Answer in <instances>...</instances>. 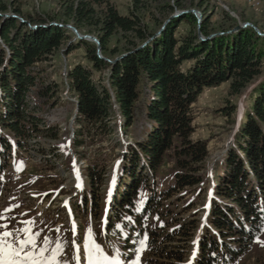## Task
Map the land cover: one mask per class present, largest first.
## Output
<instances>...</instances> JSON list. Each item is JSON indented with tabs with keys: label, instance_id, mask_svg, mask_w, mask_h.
<instances>
[{
	"label": "trees",
	"instance_id": "16d2710c",
	"mask_svg": "<svg viewBox=\"0 0 264 264\" xmlns=\"http://www.w3.org/2000/svg\"><path fill=\"white\" fill-rule=\"evenodd\" d=\"M209 2L133 0L121 13L110 0H61V21H53L24 12L21 0H0V189L9 161L39 149L40 138L61 139L60 127L46 117L61 100L60 83L43 64L84 47L86 63L75 64L64 82L77 109L70 138L76 159L67 153V165L87 159L85 148L117 129L132 138L101 211L102 237L117 240L124 261L135 259L133 250L146 235L139 264H236L250 255L264 227V36L251 25L212 27ZM153 4L160 15L150 24L143 13ZM192 8L202 12L200 22ZM177 10L186 12L171 17ZM52 22L62 26H41ZM65 24L94 35L102 57L92 40L72 43L74 32ZM114 38L125 47L112 46ZM261 77L240 118L233 116L237 104L221 109L235 130L213 167L206 216L180 218L179 207L192 208L202 198L207 203L209 141L194 135V104L226 81L229 94L241 97ZM84 172L91 191L84 200L95 203L106 165L90 162ZM255 262L264 264V243Z\"/></svg>",
	"mask_w": 264,
	"mask_h": 264
},
{
	"label": "rangeland",
	"instance_id": "374dc122",
	"mask_svg": "<svg viewBox=\"0 0 264 264\" xmlns=\"http://www.w3.org/2000/svg\"><path fill=\"white\" fill-rule=\"evenodd\" d=\"M23 11L33 14H41L47 18H53V21H61V0H21ZM117 6L121 13H128L132 6L133 0H110ZM199 1V0H198ZM206 5V13L210 15L211 26L220 29L221 25H234V30L238 25L248 23L254 26L256 31L264 36V0H209ZM158 5H150L146 9L144 19L152 24L154 16L160 15L157 10ZM193 12L202 20V12L196 8H192ZM191 10V11H192ZM178 12V10L176 11ZM174 12V14L176 13ZM172 14V15H174ZM48 25V24H44ZM67 24L64 26L66 27ZM73 31V30H72ZM74 32V31H73ZM83 35H92L87 29L79 31ZM216 33V32H215ZM94 36V35H92ZM78 39L77 35L71 34V42L75 43ZM95 42V41H94ZM112 46L123 48L126 45L125 40L114 38L111 41ZM99 54L100 49L98 48ZM85 48H75L69 53H56L43 66L52 80L60 83L59 104L47 113L46 117L49 122L58 125L61 129V139L51 141L47 139H38L35 146L39 149H33L24 156V160L17 162L9 161L4 170L3 180L4 186L0 189V212H4L6 208L12 207L13 211L5 213L6 216L15 217L10 221V227H23V221H36V228L43 229L42 236L47 235L49 238L73 239V221L76 229L75 235L77 243H80L86 236V230L91 226L93 230V238L104 249L106 255L116 257L122 260L120 247L116 245L117 240L110 236L102 237V212L104 202L108 191L113 187L116 177L123 172L121 170L125 160L123 152L126 144L132 142V138L122 135L119 129L111 137L97 140L94 144L85 148L87 159L74 161L75 167L67 165V153H71L73 159L76 154L70 146V138L74 126L76 116V107L74 97L65 88V80H68V73L71 68L79 63H86L84 60ZM102 57V55L100 54ZM120 57V56H119ZM97 79H99L97 77ZM106 79V78H104ZM256 79L253 84L245 89L241 97L231 96L229 94V82H223L220 85L206 89L194 104V116L196 132L195 137L208 139L210 156L208 159V172L206 175L205 198L207 203L202 200L192 208L179 207L176 213L180 212V218H197L203 219L207 214L208 201L212 197V186L215 182L213 169L217 161H221L233 140L234 123H231L230 117L227 118L221 109L230 103L237 104L234 117L242 115V112L250 104L248 98L249 92L258 81ZM63 146V147H62ZM97 161L100 165H106V180L103 185H97V198L85 202V198L91 195L89 188L85 187L87 176L84 168L90 163ZM119 162V163H117ZM76 169L79 170V179L77 178ZM81 184V187H77ZM160 186L157 187L159 190ZM192 199L193 195L186 197ZM142 199V198H141ZM84 203V208H83ZM100 204V209L97 207ZM19 205V207H16ZM181 206V205H180ZM91 207L93 212L90 214ZM86 208V209H85ZM185 210V211H183ZM43 222V223H41ZM0 223H9V221H0ZM57 228L61 230L56 231ZM264 242V227L252 245L250 255L247 254L240 258L236 264H256L259 250ZM73 249L69 247L67 254L72 255ZM143 249L139 253V259L145 256ZM136 255H134L135 257ZM136 258V257H135ZM134 260V258L132 259Z\"/></svg>",
	"mask_w": 264,
	"mask_h": 264
},
{
	"label": "snow or ice",
	"instance_id": "6c2138e0",
	"mask_svg": "<svg viewBox=\"0 0 264 264\" xmlns=\"http://www.w3.org/2000/svg\"><path fill=\"white\" fill-rule=\"evenodd\" d=\"M76 173L79 179L78 169ZM77 187H81V184ZM11 211L13 208L9 207L0 212V221H9L0 223V264H139V253L143 251L147 240L145 235L144 239L139 241L140 247L133 250L136 253L134 260L121 261L119 253L116 257L105 254L104 249L93 238L91 226L86 230V236L80 243H77L74 221V235L71 241L66 238L52 239L47 235L42 236L43 229H37V222L34 220L23 221V227H10V221L15 217L6 216L5 213ZM60 230L56 229L57 232ZM69 247L73 249L71 256L67 254Z\"/></svg>",
	"mask_w": 264,
	"mask_h": 264
},
{
	"label": "water",
	"instance_id": "95a60500",
	"mask_svg": "<svg viewBox=\"0 0 264 264\" xmlns=\"http://www.w3.org/2000/svg\"><path fill=\"white\" fill-rule=\"evenodd\" d=\"M192 11H194V10H192ZM183 12H186V11H178V12H176L174 15H172L171 17H175V16H177V15H180V14H182ZM194 12H195V11H194ZM7 15H8V14H5L4 16H7ZM168 21H169V19L165 22L164 26H163V27H162V28L156 33V35H158V34H160V33L162 32V30L164 29V27H165V25H166V23H167ZM200 21H201V20L199 19V22H200ZM50 25H59V26H62V24H58V23H55V22H52V23H50L49 25H41V26H42V27H46V26H50ZM246 26H248V23H244V24H242V25H238L234 30H238V29H240V28H242V27H246ZM32 27H33V28H37V27H39V26L34 25V26H32ZM66 27L69 28V29H71V30H73L79 39H88V40L95 41V42L98 44V48L100 49V46H99V40H98L95 36H92V35H83V34H81V33L79 32V30H78L76 27H74V26L71 25V24H67ZM199 28H200V26H199ZM215 35H217V33L212 34V35L209 36L208 38L213 37V36H215ZM200 37L203 38L201 35H200ZM147 42H148V41H146L144 44H142L141 47L144 46Z\"/></svg>",
	"mask_w": 264,
	"mask_h": 264
}]
</instances>
